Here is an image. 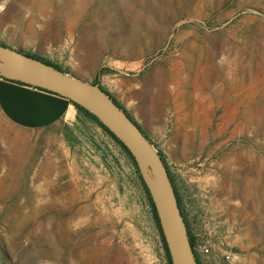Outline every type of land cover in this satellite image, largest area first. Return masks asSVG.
Wrapping results in <instances>:
<instances>
[{
    "label": "rangeland",
    "instance_id": "obj_1",
    "mask_svg": "<svg viewBox=\"0 0 264 264\" xmlns=\"http://www.w3.org/2000/svg\"><path fill=\"white\" fill-rule=\"evenodd\" d=\"M2 5L98 38L122 72H168L144 127L209 247L201 264H264V0ZM0 264H167L130 157L80 110L39 128L0 112Z\"/></svg>",
    "mask_w": 264,
    "mask_h": 264
},
{
    "label": "crops",
    "instance_id": "obj_2",
    "mask_svg": "<svg viewBox=\"0 0 264 264\" xmlns=\"http://www.w3.org/2000/svg\"><path fill=\"white\" fill-rule=\"evenodd\" d=\"M3 10L0 0L1 44L57 65L83 81L93 82L98 77L101 88L118 101L150 139L144 116L160 115L162 103L168 98V72H122L125 62L107 59L106 48L98 38L82 32L63 35L56 24L19 21L16 12ZM76 111L62 96L0 77V112L17 126L44 127Z\"/></svg>",
    "mask_w": 264,
    "mask_h": 264
},
{
    "label": "water",
    "instance_id": "obj_3",
    "mask_svg": "<svg viewBox=\"0 0 264 264\" xmlns=\"http://www.w3.org/2000/svg\"><path fill=\"white\" fill-rule=\"evenodd\" d=\"M0 77L53 92L95 116L132 155L153 202L171 264H198L161 154L98 83L83 81L40 58L1 43Z\"/></svg>",
    "mask_w": 264,
    "mask_h": 264
},
{
    "label": "trees",
    "instance_id": "obj_4",
    "mask_svg": "<svg viewBox=\"0 0 264 264\" xmlns=\"http://www.w3.org/2000/svg\"><path fill=\"white\" fill-rule=\"evenodd\" d=\"M35 57V56H34ZM44 61V60H43ZM46 62V61H45ZM47 63H49V62H47ZM51 64V63H50ZM52 65H54V64H52ZM55 67H58L57 65H54ZM59 68V67H58ZM98 77L92 82V83H98ZM11 81H13V80H11ZM14 82H17V83H21V84H24V83H22V82H18V81H14ZM99 84V83H98ZM25 85H27V84H25ZM37 88V87H36ZM38 89H40V90H44V91H47V90H45V89H41V88H38ZM103 89V88H102ZM47 92H50V91H47ZM106 92V91H105ZM50 93H53V92H50ZM107 94H108V92H106ZM55 94V93H54ZM110 97H111V99L128 115V113L126 112V110L118 103V101L114 98V97H112L110 94H108ZM70 101V100H69ZM71 102V101H70ZM78 110H80L81 112H83L84 114H86L87 116H89V117H91L92 119H94L99 125H100V127L104 130V131H106L119 145H120V147L126 152V154L130 157V159H131V161H132V163H133V165H134V167H135V170H136V172H137V174H138V177H139V179H140V182H141V184H142V187H143V189H144V193H145V195H146V198H147V200H148V205H149V207H150V211H151V214H152V216H153V219H154V222H155V225H156V227H157V230H158V233H159V236H160V240H161V243H162V247H163V250H164V254H165V257H166V261H167V264H171V261H170V257H169V254H168V250H167V247H166V243H165V240H164V237H163V234H162V231H161V228H160V225H159V222H158V218H157V215H156V211H155V208H154V205H153V202H152V200H151V198H150V195H149V193H148V190H147V188H146V186H145V184H144V182L142 181V178H141V176H140V174H139V171H138V168H137V166H136V163H135V161H134V159H133V157H132V155L130 154V152L127 150V148L104 126V125H102L98 120H97V118L95 117V116H93L92 114H90L89 112H87L84 108H82V107H80L79 105H77V104H75L74 102H71ZM133 120V119H132ZM135 122V121H134ZM136 123V122H135ZM137 124V123H136ZM138 125V124H137ZM139 126V125H138ZM143 132V131H142ZM144 133V132H143ZM145 134V133H144ZM159 153H160V151H159ZM161 154V156H162V160H163V162H164V164H165V166H166V169H167V171H168V174H169V177H170V179H171V181H172V184H173V186H174V190H175V193H176V196H177V200H178V205H179V207H180V210H181V213H182V215H183V217H184V220H185V223H186V226H187V230H188V236H189V240H190V243H191V246H192V249H193V251H194V253H195V256H196V260H197V262H198V264H201V262H200V259H199V256H198V253L196 252V250H195V243H194V238H193V236H192V234H191V232H190V230H189V225H188V222H187V220H186V217H185V215H184V213H183V209H182V205H181V201H180V198H179V195H178V192H177V189H176V185H175V182H174V179H173V177H172V175H171V173H170V170H169V168H168V166L166 165V162H165V159H164V157H163V155H162V153H160Z\"/></svg>",
    "mask_w": 264,
    "mask_h": 264
},
{
    "label": "built area",
    "instance_id": "obj_5",
    "mask_svg": "<svg viewBox=\"0 0 264 264\" xmlns=\"http://www.w3.org/2000/svg\"><path fill=\"white\" fill-rule=\"evenodd\" d=\"M195 250L197 253H199V252L207 253L209 251V247L206 244H203V245L202 244H196Z\"/></svg>",
    "mask_w": 264,
    "mask_h": 264
}]
</instances>
